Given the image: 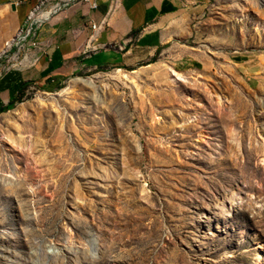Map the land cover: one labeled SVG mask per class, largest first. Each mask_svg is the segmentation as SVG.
I'll return each mask as SVG.
<instances>
[{
  "label": "rangeland",
  "instance_id": "1",
  "mask_svg": "<svg viewBox=\"0 0 264 264\" xmlns=\"http://www.w3.org/2000/svg\"><path fill=\"white\" fill-rule=\"evenodd\" d=\"M54 3L0 56V264H264V0L18 83L6 61Z\"/></svg>",
  "mask_w": 264,
  "mask_h": 264
},
{
  "label": "crops",
  "instance_id": "2",
  "mask_svg": "<svg viewBox=\"0 0 264 264\" xmlns=\"http://www.w3.org/2000/svg\"><path fill=\"white\" fill-rule=\"evenodd\" d=\"M205 1L97 0L95 9L75 1L41 26L39 41L45 54L33 67L19 68L10 76L21 83L71 73L86 65L134 64L179 36L188 16L203 9ZM38 3L0 0V56L12 45L23 22L40 8Z\"/></svg>",
  "mask_w": 264,
  "mask_h": 264
},
{
  "label": "built area",
  "instance_id": "3",
  "mask_svg": "<svg viewBox=\"0 0 264 264\" xmlns=\"http://www.w3.org/2000/svg\"><path fill=\"white\" fill-rule=\"evenodd\" d=\"M75 1L88 3L92 9L97 8V0H57V3L45 6L41 14L31 23V31L26 35L25 39H23L20 48L16 50V53L10 60L6 61V64L10 63L11 60L14 63L6 65L5 69L10 70L11 67L17 69L33 67L37 63L39 57L46 52L44 45L38 39L37 31L50 16L56 14ZM95 27V25H92V30H95Z\"/></svg>",
  "mask_w": 264,
  "mask_h": 264
},
{
  "label": "trees",
  "instance_id": "4",
  "mask_svg": "<svg viewBox=\"0 0 264 264\" xmlns=\"http://www.w3.org/2000/svg\"><path fill=\"white\" fill-rule=\"evenodd\" d=\"M12 107H13V103H10V104H8L6 107L0 109V112H1V111H4V110H7V109H10V108H12Z\"/></svg>",
  "mask_w": 264,
  "mask_h": 264
},
{
  "label": "bare ground",
  "instance_id": "5",
  "mask_svg": "<svg viewBox=\"0 0 264 264\" xmlns=\"http://www.w3.org/2000/svg\"><path fill=\"white\" fill-rule=\"evenodd\" d=\"M44 16H46V15H44ZM25 39V38H24ZM257 261H260L261 260V256L259 255L258 257H257V259H256Z\"/></svg>",
  "mask_w": 264,
  "mask_h": 264
}]
</instances>
